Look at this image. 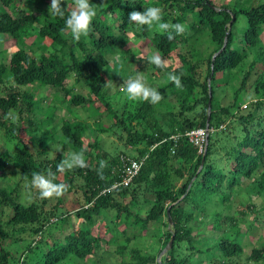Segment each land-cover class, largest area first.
I'll use <instances>...</instances> for the list:
<instances>
[{
	"label": "trees",
	"instance_id": "16d2710c",
	"mask_svg": "<svg viewBox=\"0 0 264 264\" xmlns=\"http://www.w3.org/2000/svg\"><path fill=\"white\" fill-rule=\"evenodd\" d=\"M38 1L48 4L49 10L51 0ZM18 3L0 0V33L10 36L18 46L8 61L0 62V84L9 85L8 91L0 95V129L7 141H19V147L11 152L0 151V167L11 160L26 180H31L34 172L51 171L55 182L66 187L47 210L46 200L22 201L17 184L12 190L0 186V210H7L6 219H0V264H85L88 260L96 264H240L246 254L239 241L243 233L237 230L229 237V228L223 227L228 220L237 226V218L218 214L209 231V224L195 231L191 222L197 213L239 198L242 180L256 172V187L264 193V0H111L99 7L87 35L78 40L65 29L63 18L50 16L47 9L42 14L28 9L16 11L13 8ZM61 3L67 15L71 2ZM92 4L95 7L94 1ZM153 5L161 8L163 20L185 25V31L172 39L165 31L152 32L147 25L134 28L138 36L149 38L162 57L163 67L144 56L137 69L153 81L163 78L157 84L161 99L150 103L124 92L125 98L116 101L117 96L108 92L112 80L106 70L110 69L109 54L115 57L124 48L117 31L127 34L132 30L135 22L128 20L130 11ZM241 17L246 19L243 29L237 26ZM200 34L207 36L205 47L196 43ZM227 34L226 47L221 50ZM31 37L48 43V51L36 53L38 46L27 42ZM190 41L193 45L189 52H177ZM127 52L135 61L133 51ZM173 58L178 64L172 67ZM236 70L243 73L241 84L234 92L233 103L222 106L217 88L227 85L229 80H225ZM258 70L256 98L247 108H241V93ZM71 76L75 84L86 89L85 93L68 86ZM172 76L180 79L179 87ZM33 84L63 91L64 103L75 108L107 114L113 124L99 131H120L119 138L135 151L130 154L121 150L109 156L97 137L86 143L87 135L95 131L89 123L62 119L61 143L83 151L86 166L74 167L71 176L61 180L59 176L65 169L58 171L57 164L64 152L58 151L52 159L40 158L48 150L44 146V127L55 122V115L31 120L44 99L22 92V87ZM210 89L209 125L213 131L204 155L199 154L186 132L206 127ZM57 127L56 123L48 130L50 138L54 139ZM123 156L142 160V168L131 184L114 187L123 178ZM77 177L82 179L83 203L75 212H59L66 196L74 191ZM148 192L152 198L147 197ZM245 206L256 218L264 214V206L258 209L250 199ZM169 208L175 239L159 261L173 234ZM75 218L80 221L78 226H74ZM151 223L164 227L159 232V246L149 251L132 244L147 235ZM115 230L120 234L115 235ZM215 230H221L217 237ZM112 253L121 260L107 261L105 255ZM245 258L264 264V245L253 248Z\"/></svg>",
	"mask_w": 264,
	"mask_h": 264
},
{
	"label": "rangeland",
	"instance_id": "374dc122",
	"mask_svg": "<svg viewBox=\"0 0 264 264\" xmlns=\"http://www.w3.org/2000/svg\"><path fill=\"white\" fill-rule=\"evenodd\" d=\"M95 2V8L96 10L99 9L102 5L110 2L111 0H98L99 3L96 5L97 0H91V2ZM219 2H222L223 0H218ZM71 8L74 6L75 0H70ZM13 9H20L21 10H32L35 13H44V10H48V4H46L44 1H25V0H19V3L17 6H15ZM17 11V10H16ZM112 16V15H111ZM237 26L241 29L246 27V19L244 17L240 18L239 23ZM140 28V25H135L131 27L132 30H130L127 34H121L119 31H117L119 35V39L121 44L124 48H122L121 52L117 54L115 57H113V54H109L110 59V69H107V73L109 78L112 80V85L109 87L108 92L109 94L116 95V101L122 98H125L126 90H124L125 85L124 81L127 80L129 76H134L136 73H141L145 79L146 82L153 87H158L157 84L163 82V78L160 76V80H152L153 78H149L147 73L145 72H138L137 69L140 66V60L144 56H148L155 52L157 54V50L154 47V45L151 43L149 38L138 36L134 28ZM152 32L159 31L156 27H151ZM35 31V29H34ZM190 33H192V30H188ZM28 44L35 43L38 46V49L36 53L46 52L49 49L48 43L42 42L37 37H31L30 39H27ZM73 42V41H72ZM200 46H207L208 45V39L206 35H199L198 41L196 42ZM19 45V44H18ZM192 42H185L183 45L177 50L179 53H187L192 47ZM20 46V45H19ZM18 46L10 39V36L7 34H1L0 33V62L1 61H8L13 53L17 50ZM128 49H131L133 52L132 54L136 57V60L133 61L129 58L130 54L127 52ZM178 64V59L173 58L172 63L170 65L173 67ZM260 70L255 71L252 73L250 80L248 82L247 88L241 93V108H245L244 105H249V102L256 98V91L255 87L258 83V75ZM242 75L243 73L240 72V70H236L235 72H232L225 81H228L227 85H223L219 88H217V100L222 106H228L233 103L234 100V92L235 90L240 86L242 81ZM166 80V79H165ZM68 86H74L76 87L77 92L85 93L86 89L82 88L80 84H75V77L71 76L68 81ZM9 85L6 84H0V95L6 93L8 91ZM22 92H27L30 94H33L37 99L44 98L42 101H40L39 109L36 113L31 114V120L40 121L43 118H46L48 116H51L52 114L55 115V122L51 123L50 125L44 127V132L46 133V138L44 142V146L48 148L47 153L45 155H42L40 158H49L52 159L55 157V155L58 153V151L62 150L64 152V157L68 155L71 151H76L74 148L66 145L64 146L60 139L62 137L59 124L61 123L62 119H66L69 121L73 120H81L84 122H87L91 125L92 131L95 130L92 135L89 133L86 138V143L88 141H93L95 137L100 142L101 149L108 153L109 156L114 155L115 152L125 150L128 153H133L135 149L131 148V146H126L124 141H122L120 136V131L112 132V131H106L102 132L99 131L100 127L108 128L113 124V119L108 116L107 114L102 115L100 111L97 109L92 110L91 108H75L71 104H68L67 101L64 103V96L65 93L59 89H55L49 86H41L40 84H33L24 86L21 88ZM124 90V91H123ZM123 92L122 94H118V92ZM174 100V99H172ZM117 104V103H116ZM71 106V108L68 107ZM119 105V103H118ZM248 107V106H247ZM246 107V108H247ZM17 118V116H16ZM57 123V132L54 136V139L50 138L48 135V130L53 127L54 124ZM19 147V141H7L5 132L3 129H0V151L10 150V152L14 149ZM34 150L37 149V143L33 147ZM8 152V151H7ZM12 153H9L8 155H11ZM18 169L15 166V164L10 160L7 165L4 167H0V186L7 187L10 190L14 189L16 184L20 188L21 193V199L24 202H32L36 201L39 203H42L43 200H46V209L50 210L52 206L57 202V195H52L50 197H41L39 195V189L32 187L31 180L22 179L18 174ZM73 173L72 169L65 168V172L62 173L59 178L61 180H67L71 174ZM258 173L256 172L251 178L243 179L241 182V194L240 197L236 198L234 197L233 200H231L230 205L228 203H220L217 207H212L208 210V212L204 213H197L195 215L194 220L191 222L192 227L196 231L199 226H206V229L209 231V227H211V223L213 219L216 217V215L220 214L221 217H225L227 215H232L235 218L239 220V224L236 226L233 224V222L230 220L226 222H223L224 229L229 228V237H233L237 230L242 231L243 235L239 238V241L242 242L245 246V255L240 260V264H255L254 261L249 260L245 258L251 253V250L255 247L260 248L262 245H264V214L259 217H255L253 214V211H248L245 204L249 202V199L255 204L256 208L261 209L264 206V193H260L258 188L256 187V175ZM258 176V175H257ZM75 188L74 191H72L68 196H66V199H64V202L59 206V212L67 213L68 211L75 212V209L79 207L80 204L83 203V193L80 189V186L82 184V179L80 177H77L75 182ZM148 198H152L153 195L151 192L146 193ZM244 200L246 203L242 204L241 201ZM6 209L0 210V219H6ZM244 212V213H242ZM222 220V219H221ZM79 220L75 218L74 226H78ZM68 228V227H67ZM164 227L161 228V226H158V224L151 223L149 230L147 232L146 236L138 237L132 244L135 246H138L141 249H147V250H155L159 246V232L163 231ZM222 230V229H221ZM221 230H215L213 231L214 236H219L221 234ZM67 231H69L67 229ZM114 234H120L117 230H115ZM108 238L110 235H107ZM120 238V237H118ZM119 239L116 240V244H118ZM115 243V242H114ZM115 245V244H113ZM21 249L22 246H19ZM105 248L103 247L102 250L97 251L98 254H101L102 251ZM107 261H111L114 259V261L117 260L120 261L121 257L119 255H116L112 253L111 255H105ZM160 256V255H159ZM159 259V257H158ZM208 262V261H207ZM85 264H96L93 260H88ZM196 264V262H195Z\"/></svg>",
	"mask_w": 264,
	"mask_h": 264
},
{
	"label": "clouds",
	"instance_id": "9594fccd",
	"mask_svg": "<svg viewBox=\"0 0 264 264\" xmlns=\"http://www.w3.org/2000/svg\"><path fill=\"white\" fill-rule=\"evenodd\" d=\"M48 11L50 16H59L64 19L65 29L70 30L72 38L75 40H78L82 35H87L93 19L97 15V10L91 0H75L74 6L67 15L61 0H51ZM128 20L140 26H154L161 31H165L169 39H172L174 34H180L185 31L183 23L177 21L170 24L163 20L161 8L155 5L145 7L142 11L133 9L128 13ZM149 62L158 67H163L162 57L155 52L149 55ZM171 78L179 87L180 79L177 76H172ZM123 83L130 98L148 100L150 103H157L161 99V93L156 87L150 86L141 73L129 76ZM84 166H86L84 152L71 151L62 159L61 163L57 164V170L62 171L65 168L72 169ZM54 177L55 173L51 171L46 174L34 172L31 178V185L40 190L39 195L41 197L59 195L65 190L66 185L55 182Z\"/></svg>",
	"mask_w": 264,
	"mask_h": 264
},
{
	"label": "built area",
	"instance_id": "2783aa9c",
	"mask_svg": "<svg viewBox=\"0 0 264 264\" xmlns=\"http://www.w3.org/2000/svg\"><path fill=\"white\" fill-rule=\"evenodd\" d=\"M247 107V104L244 105ZM213 131V128L207 127H195L186 132V135L189 137L190 141L197 147L199 154H204L206 151L207 143H208V134ZM175 138V136H172ZM122 161L124 162V171L123 178L120 182H118L114 187L118 185L128 186L134 180V178L139 174L143 161L132 159L130 157H122Z\"/></svg>",
	"mask_w": 264,
	"mask_h": 264
},
{
	"label": "water",
	"instance_id": "95a60500",
	"mask_svg": "<svg viewBox=\"0 0 264 264\" xmlns=\"http://www.w3.org/2000/svg\"><path fill=\"white\" fill-rule=\"evenodd\" d=\"M234 20H235V16L232 17V20H231V22H230V26H232ZM227 36H228V34H227L226 37H225L224 45H223V47H222L221 50L225 49V47H226L227 39H228ZM221 50H220V51H221ZM218 53H219V52H218ZM215 57H216V55L214 56L213 59H215ZM208 83H209V86H210V85H211V76H210L209 79H208ZM209 95H210V99H209V102H208V120H207L208 122H207V125H206V127H207L208 129L210 128L209 121H210V118H211V111H212V106H211L212 91H211V89L209 90ZM208 137H209V134H208ZM207 146H208V143H207ZM206 150H207V147H206ZM205 152H206V151H205ZM204 155H205V154H204ZM204 157H205V156H204ZM204 157H203V161H202V164H201V166H200V169L203 167ZM167 214H168V216H169V222H170L169 228L172 230L173 234H172V237H171V239L169 240L168 244L165 246V248L163 249L162 253L160 254L159 259H158L159 261L161 260V257H162L164 254H166V253L169 251V249L172 247V244H173L174 239H175V231H174L173 228H172V224H173V223H172V219H171V216H170V208L167 210Z\"/></svg>",
	"mask_w": 264,
	"mask_h": 264
}]
</instances>
